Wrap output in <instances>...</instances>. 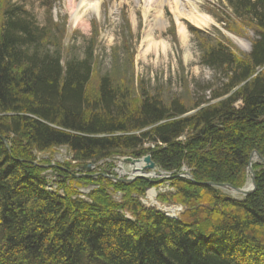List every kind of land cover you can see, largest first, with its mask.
<instances>
[{
	"label": "trees",
	"instance_id": "1",
	"mask_svg": "<svg viewBox=\"0 0 264 264\" xmlns=\"http://www.w3.org/2000/svg\"><path fill=\"white\" fill-rule=\"evenodd\" d=\"M217 1L222 29L254 40L244 54L218 30L216 38L188 26L199 65L220 86L185 106L133 86L122 71L129 48L112 53L114 69L103 75L94 42L66 51L50 26L51 2H41L40 25L0 0V264H264V165L251 163L255 190L246 197L215 187L244 188L250 156L264 160V0ZM60 148L69 161L48 179L37 155ZM147 155L169 175L162 183L172 191L158 201L180 205L176 219L139 202L153 183L71 172ZM183 170L191 181L178 177Z\"/></svg>",
	"mask_w": 264,
	"mask_h": 264
},
{
	"label": "rangeland",
	"instance_id": "2",
	"mask_svg": "<svg viewBox=\"0 0 264 264\" xmlns=\"http://www.w3.org/2000/svg\"><path fill=\"white\" fill-rule=\"evenodd\" d=\"M42 1L12 0L13 3L22 5L24 10L40 25L45 24L48 17L41 5ZM47 1L52 3L49 13L50 26L58 28L56 36L60 40V35H62L61 43L66 51L73 48L74 52L82 54L89 42H94V55L98 58L97 71L99 75H103L114 69L110 60L112 53L129 48V53L133 55L131 65L124 66L122 71L125 70L123 73L126 76L133 77V86L138 88L143 86L153 97L164 102L176 98L185 106L192 104L191 102L195 99L208 101L210 95L218 91L220 86V77L199 65V52L193 36L187 29L188 26L218 38L214 31L216 29L224 38L222 42L230 43L244 54L249 53L252 40H254L253 33L245 32L243 28L240 36L222 29L212 16L213 10L218 8L217 0H101L98 14L87 12L78 24L73 22L70 15L72 0ZM78 2L79 0H74L73 5H77ZM160 2L161 6L157 8ZM220 2L225 4L224 0ZM189 5H194L197 12L207 18L206 25L195 26L185 15L179 14L180 11L184 14L190 12ZM156 15L162 18L165 27L152 31L151 19ZM179 27L183 29V35L179 33ZM172 29L174 36L171 35ZM144 147L153 148L150 144ZM124 159L126 158L104 160L92 167L72 168L71 172L75 173L76 178L85 173L96 178L104 174L106 168V172H109L110 167L114 176L112 182H118L133 176L130 170L131 164ZM41 160H44L45 165L48 166L46 173L50 179L53 177L49 173L50 167L55 164L63 166L69 161V155L64 148H60L51 155H37V161L40 163ZM157 172H159L158 169ZM143 173L152 181L167 174L160 172L162 176L154 175V172L145 170ZM93 189L94 186H90L80 189V192L87 194ZM170 191L172 188L167 183H157L154 187L146 189L138 199L143 206L158 212L169 213L166 209H173L175 210L174 216L178 217L183 213L180 205L162 204L158 201V196L170 193ZM150 192L153 193L151 199L147 196ZM112 196L117 202L120 199L119 194Z\"/></svg>",
	"mask_w": 264,
	"mask_h": 264
},
{
	"label": "bare ground",
	"instance_id": "3",
	"mask_svg": "<svg viewBox=\"0 0 264 264\" xmlns=\"http://www.w3.org/2000/svg\"><path fill=\"white\" fill-rule=\"evenodd\" d=\"M73 4H74V0L71 1V13H70V15H71V19L73 20V22L75 24L76 23L78 24V23H81L83 17L86 15L87 12H92V13L98 14L99 9H100L101 0H79L77 5H73ZM160 6H161V2L159 3V6L157 8H160ZM189 6H190V12H188L187 14H184L183 11L182 12L180 11L179 14L185 15V17L189 21H191L195 26L206 25L208 23L207 18L200 15L197 12V9L194 7V5H189ZM151 24H152V29H151L152 31L155 29L161 30L165 27V24L159 15H156L151 19ZM179 33H181L183 35V29L181 27H179ZM147 36H149V35H147ZM255 159L256 158L253 157L251 160V163ZM130 170L132 171L134 176L142 175V174H144L143 173L144 165L142 163H135L133 165L131 164ZM247 176L250 180V175L248 173H247ZM147 196L151 199L153 196V193L150 192L147 194ZM166 210L169 211L168 214H170V215L175 213V210H173V209H166Z\"/></svg>",
	"mask_w": 264,
	"mask_h": 264
},
{
	"label": "water",
	"instance_id": "4",
	"mask_svg": "<svg viewBox=\"0 0 264 264\" xmlns=\"http://www.w3.org/2000/svg\"><path fill=\"white\" fill-rule=\"evenodd\" d=\"M2 142L7 148L6 142L4 140H2ZM253 157H255L260 162V164L264 165V160L262 158H260L259 156H257L255 153H253L250 156V159H249V162H248V166H247V173L250 175V183L248 184V186H246V187H244L242 189L233 188V187H231L229 185H224V184L217 185L215 187L219 188L221 190H225V191H227L228 193H230L232 195H238V196H242V197L248 196L251 192H253L255 190L254 173H253V170L251 168V160H252ZM124 160L126 162L132 164V165L135 164V163H142L144 165V170L145 171H151V172L157 173V169H156L155 165L151 162L149 156H145V157L141 158L140 160H132V159H129V158H126ZM182 175L184 177H186L189 181L192 180L191 175L189 173L185 172ZM178 177H180V176H178ZM135 179H143V180H146L148 182L154 183V181L149 180L148 178H146L144 174L136 175L132 179H126L125 181L132 182ZM203 185L204 186H209V187L210 186H214L211 183H206V184H203Z\"/></svg>",
	"mask_w": 264,
	"mask_h": 264
},
{
	"label": "built area",
	"instance_id": "5",
	"mask_svg": "<svg viewBox=\"0 0 264 264\" xmlns=\"http://www.w3.org/2000/svg\"><path fill=\"white\" fill-rule=\"evenodd\" d=\"M145 204V203H144Z\"/></svg>",
	"mask_w": 264,
	"mask_h": 264
}]
</instances>
